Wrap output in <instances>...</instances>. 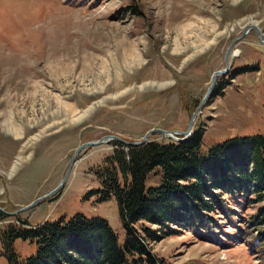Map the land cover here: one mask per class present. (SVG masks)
<instances>
[{
	"label": "rangeland",
	"instance_id": "obj_1",
	"mask_svg": "<svg viewBox=\"0 0 264 264\" xmlns=\"http://www.w3.org/2000/svg\"><path fill=\"white\" fill-rule=\"evenodd\" d=\"M251 24L264 39V0H0V264H9V227L75 214L105 219L122 247L117 203L97 202L92 173L112 141L82 149L61 190L19 210L59 185L83 143L107 135L137 142L156 128L186 131L213 72L225 67L228 46ZM229 61L216 80L221 93L193 121V131L203 130V152L229 138L264 135V45L254 30ZM158 184L159 175L146 180ZM210 216L223 234L237 232L221 215ZM211 239L209 229L197 236L180 228L151 249L163 264H264L263 248L249 239ZM11 249L23 260L37 247L16 239Z\"/></svg>",
	"mask_w": 264,
	"mask_h": 264
},
{
	"label": "trees",
	"instance_id": "obj_2",
	"mask_svg": "<svg viewBox=\"0 0 264 264\" xmlns=\"http://www.w3.org/2000/svg\"><path fill=\"white\" fill-rule=\"evenodd\" d=\"M202 139L203 130L196 128L181 142L149 139L127 146L112 141L111 152L92 170L100 184L94 193L98 203L115 199L126 229L124 245L105 219L75 214L34 227H9L3 233L9 264H163L151 243L180 228L197 236L209 229L211 241L220 245L249 239L251 247L263 248L264 260V135L229 138L206 152ZM157 175L159 184L147 186L148 177ZM254 204L261 205L243 216ZM212 214L238 234H223ZM16 239L34 243L35 255L18 260L11 249Z\"/></svg>",
	"mask_w": 264,
	"mask_h": 264
},
{
	"label": "water",
	"instance_id": "obj_3",
	"mask_svg": "<svg viewBox=\"0 0 264 264\" xmlns=\"http://www.w3.org/2000/svg\"><path fill=\"white\" fill-rule=\"evenodd\" d=\"M251 30H254L256 32L258 42L260 44L264 45L263 35L260 32V30L258 29V27L256 25H254V24L248 25L246 28H244L243 31L241 32V34L230 43V45L228 46V48H227V50L225 52V56H224L225 67H224L223 70H219V71L213 72V74L211 76V81H210L209 88L206 91V94L204 95L202 100L200 101L199 106L197 107L196 111H194V113L192 114V116L190 118V122H189L188 128H187L186 131H167V130H163V129H160V128H156V129L149 130L145 134V136L142 138V140L137 141V142H127V141H124L123 139H121L118 136L107 135V136H104V137H102V138H100V139H98L96 141L83 143L75 150V153H74V155H73V157H72V159H71V161H70V163L68 165V168L66 169L64 177L61 180V182L59 183V185L55 189H53L51 192H49L48 194L44 195L41 198H38V199L34 200L29 206H27V207H25V208H23V209H21L19 211L28 210V209L32 208L33 206H35L37 203H39L41 200L46 199V198H48L50 196H53L59 190H61L63 188V186L65 185L66 181H67V178H68V176H69V174L71 172V169H72V167H73V165H74V163L76 161V158H77L78 154L85 147L98 146V145H101L103 143H108V142H111V141H118V142H120V143H122L124 145H127V146H130V145L138 146V145H142L145 142H147L149 140V137L151 135L155 134V133L162 134L166 138H168L170 140H173V141H176V142H181V141H184L187 138H189L191 136V134H192V131H193V121H194V119H195V117L197 115V112H198V110H200L207 103V101L212 96L214 88L216 86L217 78L221 77V76H224L230 70V61L229 60H230V56H231V52H232L233 46L236 43H238ZM0 211H3V210L0 209ZM3 212H5V211H3ZM6 214L10 215L11 213H6ZM13 214H17V212H13Z\"/></svg>",
	"mask_w": 264,
	"mask_h": 264
}]
</instances>
